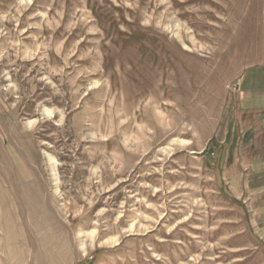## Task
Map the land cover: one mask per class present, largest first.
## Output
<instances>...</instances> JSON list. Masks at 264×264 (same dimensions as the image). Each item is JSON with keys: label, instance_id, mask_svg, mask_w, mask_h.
<instances>
[{"label": "rangeland", "instance_id": "374dc122", "mask_svg": "<svg viewBox=\"0 0 264 264\" xmlns=\"http://www.w3.org/2000/svg\"><path fill=\"white\" fill-rule=\"evenodd\" d=\"M0 264H264V0H0Z\"/></svg>", "mask_w": 264, "mask_h": 264}]
</instances>
